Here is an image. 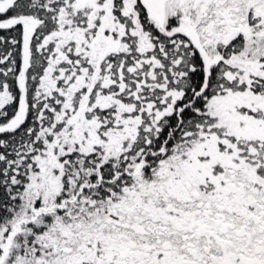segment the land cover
<instances>
[{"label": "snow or ice", "instance_id": "obj_1", "mask_svg": "<svg viewBox=\"0 0 264 264\" xmlns=\"http://www.w3.org/2000/svg\"><path fill=\"white\" fill-rule=\"evenodd\" d=\"M0 264H264V0H0Z\"/></svg>", "mask_w": 264, "mask_h": 264}]
</instances>
